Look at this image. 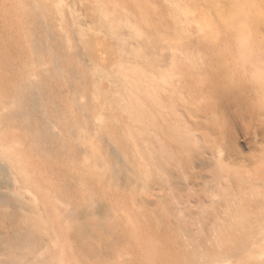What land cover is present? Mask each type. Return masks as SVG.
<instances>
[{"label":"rangeland","instance_id":"rangeland-1","mask_svg":"<svg viewBox=\"0 0 264 264\" xmlns=\"http://www.w3.org/2000/svg\"><path fill=\"white\" fill-rule=\"evenodd\" d=\"M13 1L0 0V143H6L4 145L7 147L10 142H16L17 149L28 162L30 176L25 178L17 173V168L11 164L7 156L9 148L0 146V214L4 212L6 215L12 216L14 213H20L17 210L19 198L15 194L17 182L14 176L16 175L38 199L33 202L35 203L33 207H37L35 211L28 210L27 214L60 215L74 224V227L93 219L99 221L103 230L101 234H98L97 229L90 224L91 227L87 228L88 238L81 239L73 233L70 239L61 241V244L66 246L67 256L72 261L74 260L75 264H123L128 256L126 249L129 239L125 236L126 229H123V221L130 217L134 221L138 218L142 224L145 222L150 224L147 232L142 231L144 240L149 237L145 242L148 248L146 250L150 254L159 252L164 255L158 250V244L173 248V245L177 244L175 239L186 238L185 225H183L186 223L181 221L183 230L180 227L176 229L177 231H172L175 221L166 206L170 201L167 194H164L165 197H162L158 202L151 201L152 204L148 206L146 203L141 204L142 207L139 210H136L137 206L134 203L143 201L144 197H147V193L149 194L153 188H157L159 185L156 184V181L159 178L163 179L160 187L165 193L171 194L173 188L179 195H184L187 175L194 168L198 170V166L201 164L200 160L196 158L199 156L198 153L204 151V155L207 156L206 150L210 152L212 149L216 153V150L220 148V159L223 164L227 163V165H223V168H219L215 164L208 167L203 174L206 182L203 184L204 186L201 183L196 185L194 196L200 195L201 199H207L205 191L207 188L213 187L219 194L226 189L241 198L239 204L249 214L243 219L244 222L247 223L256 218L251 216L250 210H254L255 205L264 201L263 192L262 197L250 196L249 191L254 186L253 184L247 182L244 185L246 189L238 184L231 188H225L219 185L215 179L218 175L224 176L226 173L233 174L236 171L246 175V179L254 178L258 182L264 181V88L260 82L254 81L260 88V94H256L248 102L249 104H245V107L239 103L234 104V100L230 98L233 95H230L229 98L222 95L219 97L214 92H208L205 94V98H203L204 96L198 97L199 100L190 102L179 103L177 98L174 107L176 120L173 119L172 128L173 131L176 130L175 132L180 130L175 136L172 134L173 132L163 135L165 144L163 151L151 133L155 128L152 125L153 117L157 113L150 97L146 99L138 94L144 102V107L141 108L142 114L144 113L141 124L131 122L128 119L129 113L125 111L119 118L104 116L101 121L91 117L85 119L79 116L81 112L79 106L83 103L82 98L85 96L88 106L92 108L91 112L102 110L99 102L109 85L107 75L113 74V69L116 71L120 63L131 66L130 62H137L139 63L138 67L147 70L149 75L156 68L155 57L162 52L170 51L193 56L218 53L241 55L238 36L241 22L246 25L244 32L250 31L248 32L250 36L247 37L246 55L258 59L256 63L247 64V70L253 69V65H260L264 68V0H173L171 9L163 6L164 3H158V0H101L102 2L98 0H23V3L27 2L31 8L21 5L20 12L18 11L19 7L16 9ZM232 4L241 7L244 12H248L249 16L238 14L232 9ZM112 5L116 8L114 17H128L140 32L139 36L128 38L126 44L120 45L121 47L116 40L112 39L108 28L102 25V22L98 24L93 19L95 29H101L98 30L101 38L97 32L93 36L95 33L89 31L87 27L92 23L90 22L92 19L88 18L89 15L90 18H93L92 15L95 13L98 16L101 6L102 9L107 7L106 9L112 11ZM29 8L30 10H28ZM56 8H62L65 11L71 9L76 12L79 18L78 23L83 30L77 32L73 29L75 25L70 22H68L69 24L64 23V21L62 26H57L55 24L57 21H54L59 19L60 15ZM98 8L99 10H97ZM178 9L186 10L185 12L189 14L187 15L190 18L189 27H187L188 25L186 27L190 30L187 33L179 30L178 22L180 19L182 20V14L176 13ZM170 10L175 12L171 13ZM219 11L224 16L230 17L228 25L218 20ZM16 13L22 14L21 17L15 15ZM100 15L101 11L99 17ZM205 15L211 19L213 25L217 26L220 33L215 38L204 37L202 33L198 36L199 39H195L199 34L195 26L204 21ZM44 17L52 20L51 23L54 24V29L51 26L52 34L56 36L61 55L58 58L57 66L53 64L52 56L46 49L42 53L41 63L38 64L39 58L35 51V44L41 33L39 31H45ZM16 18L18 20L21 18L23 22L24 27L22 26L21 31L25 29L23 32H26V35L21 36V32L20 39H25L21 40V43L23 41L24 50L29 53H27V65H24L26 67L18 74H15L10 65L11 35ZM232 21H234V25H232ZM19 24L22 25L21 21ZM118 29L125 34L128 31L124 25ZM91 35L94 37L93 39ZM96 39L98 40L95 41ZM135 41L139 43V47L144 52L154 53L156 49L162 51H155L154 57H151L152 60L147 63L138 56V53L132 51V48L129 50L130 44ZM243 43L246 44V41L244 40ZM95 44L99 45L97 50L94 49ZM104 51L108 53L104 54L105 58H102L103 53L100 52ZM89 52L94 53H91V56L94 55L92 56L95 60L94 65L92 64L94 60L89 56ZM79 58L81 66L83 64L82 67L77 64L80 62ZM88 62L91 64L89 65ZM97 64L99 65L98 69ZM237 66L241 67L240 64ZM191 74L205 75L201 71L188 73V75ZM27 75H29L28 80ZM29 83H33V90L39 93H43L45 90L48 95L52 96V100L47 105L50 111L53 112L52 102L60 103L64 108V113L56 116L57 119L53 118V115L50 116V118L52 117L51 121L56 125L53 132L60 137V141H54L52 137H46L39 141L36 132L28 127L27 117L16 116L15 89ZM224 85L236 94L240 91L237 76H235V82L231 78ZM69 87H72L74 91L72 90L68 95ZM133 91L138 92L135 89ZM248 106L258 113L257 118L247 112ZM73 108L77 116L70 110ZM188 117H194L189 122L191 124H189L190 129L188 130L194 131L195 134L190 135L182 124L184 120H188ZM109 127L110 129L114 128L115 131L109 130ZM123 127L131 130V137L120 130ZM138 129L141 131L148 129L149 131L148 134L145 131L138 134ZM171 130H166V132ZM111 136L117 143L110 140ZM134 141L138 149L136 153L133 146ZM122 146H125V150L129 152L128 160L120 155L119 148ZM134 156L140 161V164L134 162ZM160 163H162L163 169L158 172L157 166L159 167ZM128 167L130 168L128 169ZM210 168H212V172L209 171ZM127 171L136 177V182L134 190L125 192L122 190V185ZM219 176L217 179L220 178ZM258 188L264 191V185ZM238 192H241L240 195L237 194ZM29 195L23 193L25 197H29ZM229 199L231 198L226 196L216 203V210L218 212L223 210ZM196 201H192L195 206L191 207V211L185 210L184 212L188 218H198L203 224L206 219L209 220L212 214H215V209L205 201L207 208L206 212L202 214L198 210L200 205ZM186 227L195 229L197 225L191 220V222H187ZM205 227H208L207 224L203 229L207 234L208 230ZM176 232L179 234L177 235ZM126 233L132 237L130 231ZM192 235L189 238V241L192 242L188 247L189 252L195 251L193 246L200 250L199 245L202 246L204 243L203 237L194 232ZM84 240L87 245L90 243V250L85 255L78 251L77 246ZM259 243L264 245L262 241ZM8 255L9 253L0 245V260L4 261L5 258L7 260Z\"/></svg>","mask_w":264,"mask_h":264},{"label":"bare ground","instance_id":"bare-ground-1","mask_svg":"<svg viewBox=\"0 0 264 264\" xmlns=\"http://www.w3.org/2000/svg\"><path fill=\"white\" fill-rule=\"evenodd\" d=\"M98 1L102 2L101 0ZM13 2L15 4V7H17L16 9H18L19 7V12L21 11V5L25 8L30 7L27 2L23 3V0H14ZM158 3H164L163 6H167L168 9H171L170 7L173 6L174 1L158 0ZM104 4L106 5V2ZM231 6L233 7L232 9L234 11L238 12V14H245L244 16H249L248 12H244L243 9H241V7L239 6H236V4H232ZM30 8L28 10H30ZM99 8L101 9L100 17V11L98 12V16L95 13L94 15H92L93 18H90V15L88 17L89 19H92V21H90L92 23H90V25H88V23L87 27L89 31L95 33H92L93 36L96 35V32L99 34L100 31L98 32V30H101L100 28L95 29V27L93 26L94 20L97 21L98 24L99 22H102V25H105L108 28L110 36L113 37V40H116L119 46H123V44H126L128 38L140 35V32L137 30L134 23H132V21L128 17H114L116 8L113 5L111 8L113 9L112 11H110V9H106L107 7H104L102 9L101 6ZM99 8L97 10H99ZM56 9L58 10L60 15V18L55 19L54 21H57V23H55L57 24V26H62L64 21V23L66 22L67 24H69L68 22H70V24L75 25L73 29L77 32L83 30L82 26L78 23L79 18L77 17L76 12L71 9L66 11L62 8ZM185 11L186 10L178 9L176 10V13L182 14V20H178V27H180L179 30L187 33L190 30L187 29V27H189L188 23L190 18L187 16L189 15L188 12ZM172 12L175 11H171V13ZM15 15L21 17L22 14L19 15L16 13ZM217 17L219 21L224 22L227 25L229 24L228 22L230 21V17L224 16L220 11L217 14ZM18 18L16 19L18 20ZM16 19L14 20L16 22L20 20L22 25L19 24L20 21L17 24L15 21H13L15 23H13L14 26L11 35L12 54L10 65L15 74H18L23 68L26 67L24 65H27L26 61L28 60L29 53L24 50L22 44L23 41L21 43V40H23L24 38L20 39L21 32L25 33H21V36L26 35V32H23L25 29L21 31V29L24 27L23 22L21 18L18 21ZM44 22L45 24H43L45 25V31H39L41 33L40 35H38L37 43L35 44V51L39 58L38 64L41 63L40 60L42 59V53L46 49L52 56L53 64L57 66L58 58H60L61 55L59 44L55 39L56 36L52 34L54 24L51 23L52 20H48L46 17H44ZM18 25H20L21 27L19 28ZM123 25L128 28L126 34L118 29ZM212 25L213 22L211 21V19H208V16L205 15L204 21L198 23L195 26L197 32H199L197 37L202 33L204 37L215 38L216 36H218L220 31L215 25H213L212 30ZM232 25H234V21H232ZM51 26L53 29L51 28ZM244 28H246V25L242 24L241 22L238 29L240 30L238 36L240 42L239 47L242 52L241 55H226L218 53L214 55L204 54L193 56L182 53H174L170 51L164 53L162 52L155 57L156 68L154 72H150L149 75L147 74V70H142L141 67H138L139 63L137 62H130L131 66H125L120 63L116 71H114L113 69V74L108 73L109 76L107 75L109 85L105 90L102 100L99 102L102 110H94L95 113L91 112L92 108L88 106V102L84 96V98H82L84 101L80 104L81 106H79V109L81 111L79 116L85 119L91 117L98 121H101L104 116H108L109 118L122 117V112L125 111L129 113L128 119L131 122L141 124L143 122L142 119L144 118V113L142 114L141 110L144 102L143 99L141 100L138 94H141L140 96H144L146 99H149L150 97V99L153 100L156 108L155 111L157 113V115L153 117L154 121L152 125L155 128L151 133L153 134L154 139L159 143L160 149L163 151L165 148L163 135H169L171 132H173L172 134L175 136L180 130L179 129L177 132H175L176 130L173 131L172 128L173 119L176 120L174 116L176 110L174 107L175 100H177V98L179 99V103L190 102L199 100L198 97L204 96L203 98H205V94H207L208 92H214L215 95H218L219 97L222 95L229 98L230 95H233L230 98L234 100V104L239 103L240 105L245 107V104H249L248 102L254 96H256V94H260V88L257 87L258 85H256L254 81L260 82L262 84V87L264 88V68L260 65H253V69L247 70L246 65L256 63L258 59L251 55H246L245 51L248 47L247 37L250 36V33H248L250 31L246 30L247 33H245ZM93 30L96 31L94 32ZM91 37L89 36L90 39ZM197 37L195 39H199V37ZM93 38L94 37H92V39ZM100 38L98 39L100 40ZM98 39H96L95 41H97ZM244 40L246 41V44L243 43ZM95 41L93 40V42ZM100 44L102 43L100 42ZM96 45L97 44H95L94 49L98 48L99 46ZM130 48H132V51L138 53V56H140L147 63L152 60L151 57H154L155 51H162L160 49H156L154 53L144 52L142 48L139 47V43L136 41L135 43L130 44L129 50H131ZM91 49L95 52L92 47ZM100 49L102 50V47ZM91 53L89 56H91ZM100 53H103L104 57L102 56V58H105V55L108 52L104 51ZM93 54L92 56H94ZM125 54L127 55L128 53ZM95 57L98 59L97 56ZM93 58L94 57H92L91 59ZM79 60L80 62H77V64H80L79 66H81V59L79 58ZM88 64L90 65L91 63L88 62ZM92 64H95V60ZM238 64H240L241 67L237 66ZM98 67L99 65L97 66V69ZM192 71H201L205 75H188V73ZM247 73H249L250 75H248ZM28 76L29 75H27L26 77L27 80ZM235 76H237V80L239 81V90L241 91H238L237 94L234 91L231 92V89L228 86L224 85L226 81L231 78L232 81L235 82ZM133 89L138 90V92L136 93L135 91H133ZM72 90L73 88L69 87L67 91L68 95L70 94V92H72ZM15 100L17 105L16 116L24 115L27 117L28 127L36 132L37 139L39 141L46 137H52L54 138V141H60V137L53 132L56 125L51 121L52 117L50 118L51 115H53V118H56V116L64 113L65 110L60 105V103L58 104L57 102H52L51 105L53 107V112L52 110L50 111L47 105L52 100V96L48 95L45 90L43 91V93H39L38 91L33 90V83L24 84L23 86L16 88ZM70 110H72L73 114L77 116L74 108ZM247 110V112H249L251 116L257 118L258 113L254 111V109H251V107L248 106ZM118 113L120 116L118 115ZM192 118L194 117H188V120H184L182 122V124L187 128V131L190 135L195 134L194 131L188 130L190 129L189 124L191 123L189 122H191ZM123 128H121L120 130H123L125 135L127 134L131 137V130L125 127ZM169 129L172 130L170 132H166V130ZM109 130L115 131L114 128L110 129V127ZM144 131L148 134L149 130L145 129L141 131L138 129L137 132L138 134H141V132L144 133ZM112 137L113 136L110 137V140H113ZM113 141L117 143V141ZM4 144L6 143H0V146L6 147ZM7 145L8 146L6 148H9L7 156L11 164H13V166L17 168V173L25 178H28L30 176L28 174V162L25 158L22 157L23 154L17 149L16 142L12 141ZM133 146L136 153L138 149L135 141ZM119 152L125 160H128L129 152L125 150V146L120 147ZM206 152L208 153L207 156L204 155V151H200L198 153L199 156H197L196 158L200 160L201 164L198 166V170H195L194 168L192 172L187 175V180L184 187V195H179L174 191L173 188L171 189V194L169 192L165 193L164 190L160 187V185H162L163 179L159 178V180L156 181V184H158L159 186L157 188H153L152 192H150L149 194L147 193V197L145 196L143 201H139V203L136 201L134 203V205L137 206L136 210H139L142 207L141 204L146 203V206H148L152 204L151 201L155 200L158 202L160 201V199H162V197H165L163 196L164 194H167V196H169L168 198H170V201L166 206H168L167 209L168 211H170L175 221L173 223L172 231H177L176 229H179L181 227L182 222L187 224V222H191V220H193L194 223L196 222L197 227L195 229L187 228L186 224H183L185 225L184 228L186 230L184 232V234H186L185 239L182 237L180 238V240L175 239L177 242V246L173 245V248L166 247L163 244H158V250H160L164 255L159 254V252L157 251V254H150L146 250L148 248L146 247L145 243L149 239V237H146L144 240V236L142 235V231L147 232V228L150 226V224L146 222L142 224V222L138 218H136V220L134 221L132 220V217H130L129 219L123 221V229H126L124 231L125 236L129 238L127 242L128 247L126 249L128 256L123 261V264H264V245H260L261 243H259L260 241H262V243L264 244V201H262V203L260 204L255 205L253 207L255 208L254 210H250V213L252 214L251 216L256 218L246 223L243 221V219L249 214L247 213V210L242 209V206L239 204V200H241V198L236 194H233L230 191L228 192L226 191V189L223 193L219 194L212 187L211 189L207 188V190H205L207 192V199H201L200 195L194 196L196 185H198L199 183L203 185L206 182V180L204 181L203 174L208 167H211V165L215 164L217 167L223 168V165H227V163L223 164L220 159V148L216 150V153H214L212 149L210 150V152H208L207 150ZM134 162H136V164H140V161H138L135 156ZM129 168L130 167H128V169ZM157 168L159 169L158 172H161V170L163 169L162 163H160L159 167L157 166ZM209 171L212 172V168H210ZM127 172L128 173L126 174L122 185V190H124L125 192L134 190L136 182V177L134 175H131L129 171ZM214 176L216 177L215 173ZM217 177L216 179H214L219 182V185H222L225 188H231L233 187V185L237 184L239 186H244L248 182L254 185L251 188V191H249L250 196L262 197V192L264 194V191L258 188L261 187V185H264V181L258 182L254 178L246 179V175L239 174L236 171H234L233 174H231L230 172L224 174V176H219L220 178L218 179ZM14 179L17 182L15 194L16 196H18L17 198H19L17 202V210L20 213H14L12 216L6 215L4 212H1L0 214V245L7 253H9L7 260L6 258L4 261L0 260V264H75V262H73L74 260L72 261L69 256H67L68 254L66 253V246L61 244V241L63 242L64 240L70 239L73 233H75L76 236L78 235L81 239L88 238L87 228L91 227L90 224L95 229H97L98 234H101L103 230L100 226L99 221L93 219L92 221H86L84 224L82 223L77 227H74V224H72L70 221H67V219L65 220V218L60 215H52L47 213H38V216L34 214L29 215L26 213V211H35V208L37 207H33L35 206V203L33 202L38 199L31 192L28 186L24 185L21 182L20 177H17L15 175ZM244 189H246L245 186ZM23 193H28L30 195L29 197H25L23 196ZM240 193L238 192L237 194L240 195ZM226 196L231 199L226 201V205L224 206L223 210H219L220 212H218L216 210L217 208H215V205L222 198H226ZM193 200H197L196 202L200 205V207H198V210L202 214L206 212L207 208V204L205 203V201L209 202V205L213 209H215V214H212L209 220L206 219V221H202L203 224H201L198 218H188L185 215L184 211H191V207L195 206V204L192 203ZM206 224L208 226L205 227L206 230H208L207 234H205V232L203 231ZM181 230H183L182 227ZM127 231L131 232L132 237L127 235ZM192 232H194L195 234L197 233L198 236L203 237L204 243L202 244V246L199 245L200 250L193 246V249H195V251L189 252L188 247L192 244V242L189 241V238L190 236H193ZM176 234L178 235L179 233L176 232ZM86 242H88L87 239ZM86 242L84 240V242L81 241L79 242V244H77L78 251L84 255L87 254V252H89L90 250V243L89 245H87ZM23 249H26V251H23Z\"/></svg>","mask_w":264,"mask_h":264}]
</instances>
